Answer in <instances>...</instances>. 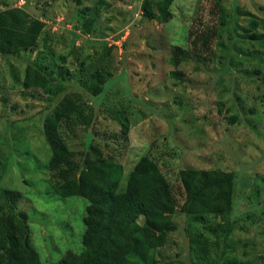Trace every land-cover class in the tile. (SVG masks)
<instances>
[{
  "label": "rangeland",
  "instance_id": "1",
  "mask_svg": "<svg viewBox=\"0 0 264 264\" xmlns=\"http://www.w3.org/2000/svg\"><path fill=\"white\" fill-rule=\"evenodd\" d=\"M142 1L108 0L109 9L94 13V32L87 35L75 25L93 0H0V15L11 13L9 19L24 22L28 40L34 26L43 24L33 49L0 55V188L23 194L19 207L30 217L43 264L80 263L88 202L55 193L42 132L53 97L23 87L29 64L40 60L56 70L65 56L69 72L54 74L52 91L83 93L98 111L90 131L69 125L64 135L70 148L85 152L91 143L114 156L124 167L121 189L146 154L178 196L183 169L233 172V234L220 264H264V44L243 37L252 17L264 21V0H175L165 22L144 18ZM104 42L113 48L109 56ZM99 69L112 78L94 101L82 85ZM174 222L178 230L158 250L159 264H212L223 253L210 251L205 258L191 247L192 239L204 232L202 246L215 237L188 216L178 214Z\"/></svg>",
  "mask_w": 264,
  "mask_h": 264
},
{
  "label": "trees",
  "instance_id": "2",
  "mask_svg": "<svg viewBox=\"0 0 264 264\" xmlns=\"http://www.w3.org/2000/svg\"><path fill=\"white\" fill-rule=\"evenodd\" d=\"M93 1V8L81 9L80 26L75 25L87 35L94 32L95 14L110 7L108 0ZM174 1L143 0L141 12L149 21L165 22ZM8 17L13 15H0V55L15 57L34 48L43 24L39 22L40 25L34 26L28 40L23 32L24 22L16 23L21 20L14 22ZM6 25L11 26L5 28ZM249 26L250 30L244 29L243 37L252 43L264 44V21L252 17ZM260 27L262 32H252ZM112 50L104 42L105 56H109ZM71 52L74 53V49ZM199 60L202 59L199 57ZM59 61L56 70L51 69L50 64L43 65L40 60L29 64L23 87L42 89L53 97V108L46 112L42 132L51 151L48 170L55 193L63 198L81 197L88 202L83 252L77 256L79 264H159L158 250L164 248L169 236L178 230L174 222L178 214L188 216L194 224L201 225L203 231L215 237V241L206 240L207 243L201 246L205 234L198 233L192 239L191 247L197 248L205 258L210 251L223 250L221 255L217 253L218 258L212 263L220 264L226 248H229L227 240L233 234L229 220L233 212L236 175L222 170L183 169L180 172L183 190L178 196L159 164L146 154L137 162L127 177L125 188L121 189L124 167L114 156L104 155L91 143L85 152L77 153L66 140L64 133L71 124L90 131L98 111L84 99L83 93L52 91L56 81L54 74L58 72L61 78L69 72L65 67L67 58L61 56ZM173 75L182 79L176 72ZM110 78L112 75L106 69L93 72L88 85H82L84 94L91 95L96 101ZM236 121V117L231 119L232 124ZM121 123L126 137L129 135V121L125 119ZM23 198L20 191L0 188V264H43L32 242L30 217L19 207ZM209 220L214 225H209ZM69 260H73L71 255ZM65 263L70 264L67 261L58 264ZM223 263L241 264L237 260H223Z\"/></svg>",
  "mask_w": 264,
  "mask_h": 264
}]
</instances>
